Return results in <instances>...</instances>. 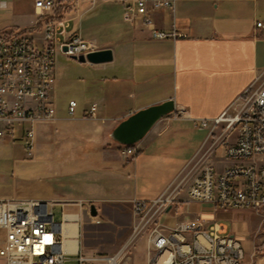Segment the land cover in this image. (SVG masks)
<instances>
[{
  "label": "crops",
  "instance_id": "crops-1",
  "mask_svg": "<svg viewBox=\"0 0 264 264\" xmlns=\"http://www.w3.org/2000/svg\"><path fill=\"white\" fill-rule=\"evenodd\" d=\"M4 1L0 11L10 16L0 25V34L38 26L36 0ZM74 4L73 10L68 6L59 10L60 15L71 17L60 40L81 35L101 49L111 48L114 58L84 63L95 69L93 97L83 106L77 101L72 116H61L58 110L56 120L37 124L32 155L24 141L27 156L19 161L38 164L46 172L41 188L27 196L16 190L0 192V200H42L53 208L57 204L75 208L63 211L66 242L75 236L66 225L82 226L87 215L93 216L87 210L92 204L100 213L108 205L129 206L132 213L134 199H153L181 185L177 201L162 216L166 226L198 219L212 224L222 209L191 199L187 189L199 173L200 151L214 118L264 82V27L257 25L264 23V0H176L174 9L149 5L147 14L132 22L123 18L125 0H76ZM146 16L159 29L177 28L187 36L153 38ZM57 71L58 67V76ZM171 98L175 111L133 145L135 154L111 138L120 120ZM93 103L97 104L95 115L90 113ZM203 120H208L207 126ZM17 137L25 138L23 128L17 129L14 138H0ZM13 181L16 184L15 176ZM144 245L149 264L146 240Z\"/></svg>",
  "mask_w": 264,
  "mask_h": 264
},
{
  "label": "built area",
  "instance_id": "built-area-1",
  "mask_svg": "<svg viewBox=\"0 0 264 264\" xmlns=\"http://www.w3.org/2000/svg\"><path fill=\"white\" fill-rule=\"evenodd\" d=\"M75 1L36 0L40 15L38 26L0 34V137L14 138L17 129L23 128L29 155L35 148L36 125L57 118L54 91L59 54L80 56L101 49L81 35L60 40V35L67 32L71 17L60 15L59 10L68 5L74 8ZM125 2L123 18L129 22L138 15L145 16L149 5L155 9L176 6V0ZM4 3L0 0V5ZM144 21L153 38L187 36L177 28L159 29L149 16ZM257 25L264 27L262 21ZM34 32L41 35L40 45ZM77 105L75 99L69 101L70 114L75 113ZM96 111L97 104L93 103L91 115ZM202 124L207 126L208 120H203ZM219 148L223 157L251 159V162L217 169L211 158ZM203 149L199 173L187 189L189 197L220 209L252 208L264 212V82L241 94L214 118ZM127 153L135 154L136 150ZM181 187L178 185L153 199H134L132 231L113 254L86 253L79 224L70 240L75 241L76 246L67 249L63 229L67 217L63 214L64 219L56 221L53 204L47 201L0 200V256L6 264H83L88 261L126 264L132 249L145 238L149 264H244L246 250L242 240L230 231L226 222L206 225L204 219H198L171 227L160 222L177 201ZM87 210L90 214V207Z\"/></svg>",
  "mask_w": 264,
  "mask_h": 264
},
{
  "label": "rangeland",
  "instance_id": "rangeland-1",
  "mask_svg": "<svg viewBox=\"0 0 264 264\" xmlns=\"http://www.w3.org/2000/svg\"><path fill=\"white\" fill-rule=\"evenodd\" d=\"M68 6L70 10H73L71 5ZM9 16L10 14L7 12L0 11V25H3ZM36 38L40 45V36ZM57 67L58 76L54 94L59 114L64 117L72 116L68 112L70 99H75L83 106L86 99L90 100L95 93L91 77L95 69L89 64L79 62L62 53L57 58ZM79 110L80 108H78L76 116L80 113ZM24 141V137H17L16 140L0 138V192L14 193L16 190L20 196H27L41 188L40 180L42 181L41 178L45 177L46 172L41 170L38 164L19 161L27 156ZM203 151L204 149L200 153ZM215 160L217 169H221L225 165L251 162V159L238 160L223 157L222 149L218 150ZM13 176L17 179L16 184L13 181ZM69 209L75 208H63L60 204L55 205V220L59 222L62 219L63 211ZM205 211H208L207 208ZM215 220L226 222L230 231L244 240L246 246L244 264H264V212H258L252 208L222 209L221 213L211 219L212 222ZM133 221L130 207L124 205L104 206L102 213L98 212L96 216L92 217L87 215L81 226L83 250L89 254L115 253L129 237ZM160 222L164 226L167 224L164 218H161ZM144 242L145 238H142L132 249L126 264H147ZM73 261L75 260L73 259ZM0 264H6L5 259L1 256ZM83 264H102V262L88 261Z\"/></svg>",
  "mask_w": 264,
  "mask_h": 264
},
{
  "label": "water",
  "instance_id": "water-1",
  "mask_svg": "<svg viewBox=\"0 0 264 264\" xmlns=\"http://www.w3.org/2000/svg\"><path fill=\"white\" fill-rule=\"evenodd\" d=\"M71 58L83 63L100 64L113 60L114 54L111 48H103L89 52L87 55H73ZM174 111L175 101L173 98L141 108L120 120L113 127L110 136L122 145L137 144L159 120ZM90 213L93 216L98 214L95 204L90 206Z\"/></svg>",
  "mask_w": 264,
  "mask_h": 264
},
{
  "label": "bare ground",
  "instance_id": "bare-ground-1",
  "mask_svg": "<svg viewBox=\"0 0 264 264\" xmlns=\"http://www.w3.org/2000/svg\"><path fill=\"white\" fill-rule=\"evenodd\" d=\"M133 145H125L127 147L128 152L135 150V148H133ZM65 229L67 230L68 233L75 235V233L77 231V225L76 224H67ZM70 239H69V241L65 242V247L67 249H73L76 246V242L75 241H70ZM161 259H164V258L162 257Z\"/></svg>",
  "mask_w": 264,
  "mask_h": 264
}]
</instances>
